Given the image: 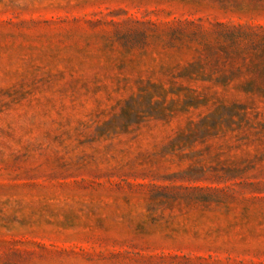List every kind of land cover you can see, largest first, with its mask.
Here are the masks:
<instances>
[{
	"label": "rangeland",
	"instance_id": "1",
	"mask_svg": "<svg viewBox=\"0 0 264 264\" xmlns=\"http://www.w3.org/2000/svg\"><path fill=\"white\" fill-rule=\"evenodd\" d=\"M0 264H264V0H0Z\"/></svg>",
	"mask_w": 264,
	"mask_h": 264
}]
</instances>
